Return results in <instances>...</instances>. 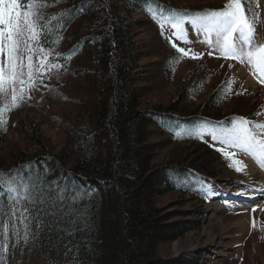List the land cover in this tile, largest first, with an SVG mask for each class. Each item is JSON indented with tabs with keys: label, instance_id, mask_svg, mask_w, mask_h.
I'll return each mask as SVG.
<instances>
[{
	"label": "trees",
	"instance_id": "16d2710c",
	"mask_svg": "<svg viewBox=\"0 0 264 264\" xmlns=\"http://www.w3.org/2000/svg\"><path fill=\"white\" fill-rule=\"evenodd\" d=\"M39 2L45 4L41 24L50 29L45 33V47L60 54L59 62L66 70L58 78L46 79L48 88L38 85L31 100L8 113L0 142L16 134L22 141L7 147L2 144L0 172L29 174L46 189L50 200L66 189L65 199L35 206L33 215L39 219L30 217L27 229L20 220L15 221V231L10 224L7 238L0 234V245L7 246L6 251L0 248V264H23L25 259L32 264H188L160 256L159 249L200 225L197 219L176 220L178 214L168 212L160 199L175 192L197 200L201 186L190 168L179 163L184 151H172L165 163L158 161L159 152L166 142L169 146L199 144L201 138L180 130L194 125L191 115L195 112L200 115L206 110V116L212 111L226 117L244 108L227 105L232 90L216 83L199 109H193L209 87V75L199 74L182 77L168 103L149 105L148 97L164 81H177L176 72L187 56L166 39L168 25L161 35L148 9L166 16L175 10L218 9L226 0H206L203 7L187 0H183L185 7L174 0ZM251 2L255 6V0ZM142 29L156 33L160 43L149 46L140 38ZM169 36L176 41L174 35ZM69 52L71 58L65 60ZM67 76L73 86L79 85L77 96L68 91L70 102L63 101L66 82L60 89L56 85ZM175 111L190 116L188 122L175 124L171 113ZM21 112L24 118L42 117L43 124L59 130L61 144L46 140L42 123L32 120L27 126L17 121ZM157 135L166 142L155 140ZM208 153L201 160L210 164ZM77 193L78 198L72 199Z\"/></svg>",
	"mask_w": 264,
	"mask_h": 264
},
{
	"label": "rangeland",
	"instance_id": "374dc122",
	"mask_svg": "<svg viewBox=\"0 0 264 264\" xmlns=\"http://www.w3.org/2000/svg\"><path fill=\"white\" fill-rule=\"evenodd\" d=\"M174 1L179 2V5L185 7L183 4H186V2L184 3L183 0ZM187 1L199 2V7H203L204 3H206V0ZM255 2V8L258 9V20L261 21L256 26L257 35L261 41H264V0H255ZM171 14L174 15L175 12ZM186 29L189 43H183L175 35L174 40L176 41L174 42L180 47L191 49V54L181 61L180 69L175 75L176 78L174 80H177L175 83L173 80H170L164 81V84H162L163 82L159 81L161 78H158L157 81L162 85H160L159 89H155L148 97L147 102L150 103L149 105L166 104L171 101L176 95L178 84H181L184 80L182 77H189L190 75L191 79L194 78V74H199L200 77L205 76L206 78V75H209V87H207L206 91H202L200 98L198 96L197 101L193 103V109H196L199 104L204 102L206 95L211 90L210 86L224 83L232 90L227 98V105L235 104L241 106V108H244L243 113L241 111H234L225 117L212 111H208L209 115L206 116V110L202 114L196 115L197 111L194 113V116L193 114L191 115L195 120L194 125L189 123L187 127L189 129L180 128L181 132L204 130L217 125L218 122L225 126H230L229 121H232V118L238 117L264 123V85L260 84L251 75L246 65L234 60H225L219 56V53L209 56L208 52L210 49L202 42L204 39L203 35L189 25H187ZM174 32L175 30L171 29L170 25H168L167 36L173 35ZM140 38L152 47L160 43L157 34L151 30L142 29ZM192 55H198L200 58L193 59L191 58ZM64 82H66V86H63L62 92H64L63 97L66 100L63 101L70 102L71 97L68 91L77 96L79 85L73 86V81L67 76L66 81L63 77L60 78L58 84L56 83L57 88L60 89ZM185 84H187V81ZM55 101H51L50 104ZM59 103L64 104L63 102ZM171 113L173 116L172 121L178 125L188 122L187 117H190L180 111ZM32 116L24 118L25 112H21L16 120L24 122L27 126L32 120L42 123V130L46 140L54 142L56 145H59V142L61 144V137L63 136L59 130L46 123L43 124L42 117ZM154 139L166 142V138L161 135H157ZM2 141L5 142L4 144L0 142V152L4 151V146H11V142L15 144L22 140L16 134L12 137H5ZM2 144L4 145L3 147ZM168 144L169 142H166L163 149L160 150L158 161L165 163L168 158L167 156L172 151H184V158H181L179 163H182V166L186 168L189 167V170L198 177L201 190H199L200 193L197 200L192 195L182 197L179 193L170 192L160 199V203L165 206L168 212L178 214L175 218L176 220L194 222L197 219L200 227L189 230L175 242L162 245L159 249V255L164 258L178 259L188 264H264V198H262L264 194L260 193L258 189H256L257 191H253L251 187H246V184L234 178L239 173V171L235 170V167L241 166L244 156H249L254 165L264 169L260 161L252 155L235 148H226V151L235 152V156L231 159L225 158L222 153L216 151L217 148L225 146L219 143L213 146V142L206 133L204 137H201L199 144L193 142L176 143L171 146ZM200 144L202 146L201 149L198 148ZM206 144H209L210 147ZM206 150L209 152L208 159L211 162L210 164L205 159V162L201 160V158L206 157ZM190 156H192L191 158L195 156V161L189 160ZM236 160L241 163L236 166H230ZM227 187H229V190L232 189V191L230 190L232 196H229L228 189L226 190ZM238 193L244 194L237 195ZM202 198L203 201L201 200ZM213 202H220L225 209L220 210V212L210 219L212 211L209 209V206ZM243 221L246 223V225L242 226L244 229L240 225ZM213 223L215 225L217 223L218 225L215 227L211 226ZM222 229H225V232L224 238L221 239V246H209L208 242L212 233L221 232ZM235 243L237 245L234 246ZM25 260L27 262L23 264L33 263L30 259Z\"/></svg>",
	"mask_w": 264,
	"mask_h": 264
},
{
	"label": "snow or ice",
	"instance_id": "6c2138e0",
	"mask_svg": "<svg viewBox=\"0 0 264 264\" xmlns=\"http://www.w3.org/2000/svg\"><path fill=\"white\" fill-rule=\"evenodd\" d=\"M44 7L45 4L39 0H0V130H6L8 113L31 100V93L38 90V85L48 88L45 80L58 78L61 70H66L59 62L60 54L45 47V33L50 29L46 24H41V10ZM148 11L161 28L162 36L165 25H170L177 39L189 43L185 27L187 23L203 35L202 42L210 49L209 56L219 53L225 60L246 65L251 75L264 85V41L259 39L256 30L261 21L251 0H226L218 9L191 13L175 10L176 14L167 16L157 14L151 8ZM166 39L179 54H191V49L179 47L171 36ZM71 55L69 52L65 60L70 59ZM191 58L198 59L200 56L192 55ZM229 124L225 126L218 122L207 129L192 131L189 135L201 138L206 133L213 146L216 143L225 146L216 149L225 158L235 156V152L226 151V148L240 149L258 159L264 167V123L238 117ZM177 137L182 138L179 134ZM240 163L236 160L230 166ZM235 170L242 171V168L235 167ZM65 191L60 189L56 192V199L50 200L45 195L46 189L29 174H20L15 170L0 172V234L7 238L10 224L15 231L16 220L24 222L27 229L30 217L32 220L39 219L38 215H33L35 206L64 200ZM259 192L264 194V189ZM78 195L72 199L78 198ZM0 248L7 250L6 245H0Z\"/></svg>",
	"mask_w": 264,
	"mask_h": 264
},
{
	"label": "bare ground",
	"instance_id": "6f19581e",
	"mask_svg": "<svg viewBox=\"0 0 264 264\" xmlns=\"http://www.w3.org/2000/svg\"><path fill=\"white\" fill-rule=\"evenodd\" d=\"M242 171H239L238 176H235V180L246 184V187H251L252 189H264V169L259 168L258 166L254 165L251 161V158L249 156H244L242 159V163L241 166ZM233 179V178H232ZM229 187L226 188V190ZM232 191V189H230ZM228 189V193L229 196H232V192ZM231 193V194H230ZM222 201V200H221ZM209 209L212 211V215L210 216V219H212V217H214V215H216L218 212H220V210H224L225 207L223 205H221L220 202H213L212 205L209 206ZM218 223V222H217ZM216 223V225H218ZM215 223H213V225L211 226H216ZM241 227L246 225L245 221L241 222ZM210 226V227H211ZM228 228H230L229 226H227ZM226 228V229H228ZM244 229V227H242ZM225 230V229H224ZM222 229L221 232H214L212 233L208 245L209 246H216L219 247L221 246V239L224 238V231ZM237 245L236 243L234 244V246Z\"/></svg>",
	"mask_w": 264,
	"mask_h": 264
}]
</instances>
